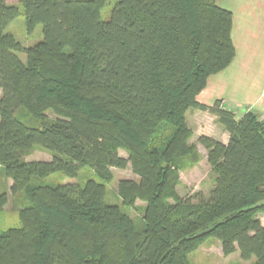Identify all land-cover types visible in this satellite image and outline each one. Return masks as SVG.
<instances>
[{
	"label": "trees",
	"instance_id": "16d2710c",
	"mask_svg": "<svg viewBox=\"0 0 264 264\" xmlns=\"http://www.w3.org/2000/svg\"><path fill=\"white\" fill-rule=\"evenodd\" d=\"M19 15L29 34L41 25L33 45L7 31ZM231 18L215 0H0V168L21 202L19 225L0 231V264H191L208 237L264 264V121L195 98L233 59ZM188 108L229 135L198 136L214 178L195 201L177 192L184 160L198 161ZM35 148L51 158L27 161ZM128 163L137 178L120 179L110 203L104 182ZM84 167L99 181L43 182ZM137 200L134 220L122 206Z\"/></svg>",
	"mask_w": 264,
	"mask_h": 264
},
{
	"label": "crops",
	"instance_id": "0c3cea01",
	"mask_svg": "<svg viewBox=\"0 0 264 264\" xmlns=\"http://www.w3.org/2000/svg\"><path fill=\"white\" fill-rule=\"evenodd\" d=\"M215 4L231 12L230 34L235 53L225 68L207 77L195 98L206 105L219 100L236 118L250 110L264 121V0H215ZM205 116L215 125V132L202 130L200 121ZM185 120L194 136L206 134L223 143L228 140L227 131L205 110L188 108Z\"/></svg>",
	"mask_w": 264,
	"mask_h": 264
},
{
	"label": "rangeland",
	"instance_id": "374dc122",
	"mask_svg": "<svg viewBox=\"0 0 264 264\" xmlns=\"http://www.w3.org/2000/svg\"><path fill=\"white\" fill-rule=\"evenodd\" d=\"M10 1V0H8ZM16 3V0H12ZM114 1H109L100 10L101 18L103 20L108 19L110 11ZM7 31H10L17 40H19L24 46L33 45L42 38L41 25H37L32 33H27L25 28L24 17L22 15L14 18L7 27ZM24 57L23 54H20ZM48 118H53L54 115L47 112ZM28 117V116H27ZM200 123H203L202 130L205 132H215V125L211 124L210 119L205 116L201 119ZM200 132V131H198ZM206 135V134H200ZM199 136V135H197ZM191 135L190 142H193L196 146L198 153V161L191 164L192 158L188 157L184 160L185 165L179 172V183L177 185L178 194L183 197H189L195 201L199 196L207 197L209 190L213 186V174L210 166L206 160V150L204 147L197 143V137ZM119 155L127 157V153L123 149H118ZM51 154L42 149L35 148L32 153L26 156V160H49ZM113 172V178L109 182L105 183L106 195L105 199L110 203L121 204L116 194L117 183L122 178L136 179L137 176L132 172L131 166L128 163L125 168H111ZM88 178H94L99 181L91 168H82L76 178H68L60 172H54L47 175L43 182L52 185L61 184L66 182H77L83 184ZM11 184L10 178L5 177L3 169L0 168V192L6 191L8 195L7 203L0 209V231L13 226L19 225L18 206L21 203L17 196H12L9 187ZM143 202L137 200L135 207H124L127 213L138 220L142 215ZM258 217L262 225L264 226V212L258 213ZM189 260L191 264H252L253 259L243 260L240 258L239 251H235L229 255H224L221 251L219 240L214 237H208L205 241L191 254H189Z\"/></svg>",
	"mask_w": 264,
	"mask_h": 264
}]
</instances>
